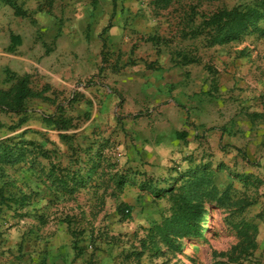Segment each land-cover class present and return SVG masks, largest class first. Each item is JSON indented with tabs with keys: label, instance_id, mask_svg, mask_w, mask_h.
Wrapping results in <instances>:
<instances>
[{
	"label": "rangeland",
	"instance_id": "1",
	"mask_svg": "<svg viewBox=\"0 0 264 264\" xmlns=\"http://www.w3.org/2000/svg\"><path fill=\"white\" fill-rule=\"evenodd\" d=\"M15 2L23 14L0 0V139L14 150L0 160V243L11 264H49L60 231L70 252L52 264H264V34L217 43L228 18L204 23L263 0ZM23 76L30 93L14 99ZM173 131L178 145L158 150ZM202 165L214 188L201 191L197 232L141 252L145 229L170 214L146 187ZM73 171L86 182L64 192Z\"/></svg>",
	"mask_w": 264,
	"mask_h": 264
},
{
	"label": "trees",
	"instance_id": "2",
	"mask_svg": "<svg viewBox=\"0 0 264 264\" xmlns=\"http://www.w3.org/2000/svg\"><path fill=\"white\" fill-rule=\"evenodd\" d=\"M10 7L13 8L16 15L23 14L20 7L16 4L15 0H4ZM264 3V0H263ZM228 18V22L225 21L227 27L218 31L217 37L214 39L217 43H224L238 38L244 31L250 29L264 34V30L258 27L256 24L260 19L264 18V6L257 4L254 7L244 6L242 8H232L228 11H221L217 14H213L206 19L205 24L218 23L222 18ZM16 40V37L11 35V44L9 49L13 50L17 43L12 42ZM18 42V41H16ZM190 61V60H189ZM187 61L184 62L186 64ZM24 77H21L14 86V93L12 97L14 99L23 98L29 95L30 91L24 84ZM177 136L183 134V132L177 131ZM10 141L9 138L0 139V160H9V156L14 152L13 149L7 148L5 143ZM96 163L100 159V155L96 153ZM92 158V157H91ZM96 163L92 164L87 170L86 175L93 172L96 167ZM70 171V170H69ZM214 171L206 165L198 166L194 169H190L183 172H179L178 176L170 179L171 183L166 187L156 188L148 186L147 191L155 193L157 196L165 195L169 202L170 214L167 217L162 218L160 222L153 223L145 229L144 236L139 240L141 245V252L148 250L154 255L162 254L160 243L168 245L171 234L174 236L181 235L187 230H193V233L197 232V227L194 223L201 217L200 201L203 198L202 189L205 185H211L214 188L212 179ZM71 178L73 184L68 185V181L59 180L58 185L62 191L71 193L75 186H82L86 181L83 176L73 171ZM132 206L121 202L119 203L117 210L122 219H129L131 216ZM69 225V224H68Z\"/></svg>",
	"mask_w": 264,
	"mask_h": 264
},
{
	"label": "crops",
	"instance_id": "3",
	"mask_svg": "<svg viewBox=\"0 0 264 264\" xmlns=\"http://www.w3.org/2000/svg\"><path fill=\"white\" fill-rule=\"evenodd\" d=\"M29 62L30 63H34L32 61V59H29ZM36 65V63H34ZM38 66V65H37ZM41 67V66H40ZM43 70L44 68L41 67ZM163 72H165L166 74V70L165 69H160L159 72L157 73V75L159 76V78H161L163 76V78H167L168 75H165ZM169 72V70H168ZM160 73V74H159ZM169 78L171 77H168L167 80H170ZM177 131H173L171 133V140L170 142L168 143L166 140H163L162 138L159 139L160 142L159 144L157 145V148L158 150H161V151H168V150H172L175 146L178 145V142H177V135H176ZM217 133L219 135L222 134V136L225 138L228 139L230 138L228 135H227V132H223L222 130L221 131H217ZM236 136L231 139H228V141L231 142L232 139L235 140ZM47 245V252H48V255H47V260L49 261V264H52V261L54 260V257H57L58 258L60 257L59 255L57 254H61L63 252L65 253H68L70 252V248H69V241H68V235L65 234V233H61L58 232L57 234H55L50 240H49V243L46 244ZM44 246V245H43ZM32 250V249H31ZM7 251H6V246L3 244V243H0V264H11V259L10 258H7ZM36 260V262H34L33 260ZM31 262H30V259L27 261V264H38V258H31ZM41 260H43V257L41 258ZM58 262V261H57ZM59 264H61V262L59 261Z\"/></svg>",
	"mask_w": 264,
	"mask_h": 264
}]
</instances>
